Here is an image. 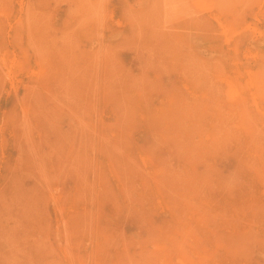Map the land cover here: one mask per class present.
<instances>
[{
    "label": "rangeland",
    "instance_id": "obj_1",
    "mask_svg": "<svg viewBox=\"0 0 264 264\" xmlns=\"http://www.w3.org/2000/svg\"><path fill=\"white\" fill-rule=\"evenodd\" d=\"M0 29V264H264V0H0Z\"/></svg>",
    "mask_w": 264,
    "mask_h": 264
},
{
    "label": "bare ground",
    "instance_id": "obj_2",
    "mask_svg": "<svg viewBox=\"0 0 264 264\" xmlns=\"http://www.w3.org/2000/svg\"><path fill=\"white\" fill-rule=\"evenodd\" d=\"M7 1H8V0H7ZM2 2H3V1H2ZM35 2H36V1H35ZM3 3H4V2H3ZM31 3H33V2H31ZM14 4H15V3H14ZM29 4H30V3H29ZM29 4H28V5H29ZM68 4H69V3H68ZM4 5H5V4H4ZM7 5H8V4H7ZM31 6H32V5H31ZM37 7H38V6H37ZM10 8H11V7H10ZM12 8H13V7H12ZM39 8H41V7H39ZM31 9H33V8H31ZM9 10H10V9H9ZM19 10H20V8H19ZM12 11H14V10H12ZM26 11H27V10H26ZM30 11H31V10H30ZM9 12H10V11H9ZM36 12H37V11H36ZM36 12H35V13H36ZM39 12H40V11H39ZM10 13H11V12H10ZM94 13H95V12H94ZM29 14H30V16H31V13H29ZM73 15H74V14H73ZM8 17H9V16H8ZM26 17H27V16H26ZM2 20H3V17H2ZM2 23H3V22H2ZM3 27H4V26H3ZM5 28H6V27H5ZM5 28H4V29H5ZM37 28H38V27H37ZM11 29H12V28H11ZM0 30H1V29H0ZM2 30H3V29H2ZM2 30H1V31H2ZM28 30H29V29H28ZM31 30H32V29H31ZM35 30H37V29H35ZM35 30H34V31H35ZM90 31H91V30H90ZM36 32H37V31H36ZM44 33H46V32H44ZM20 34H21V32H20ZM27 34H28V33H27ZM33 34H34V33H33ZM23 35H24V34H23ZM48 35H49V34H48ZM15 36H16V35H15ZM25 36H26V35H25ZM34 37H35V36H34ZM36 37H37V36H36ZM42 37H43V36H42ZM49 37H54V36L52 35V36H49ZM49 37H48V38H49ZM46 38H47V36H46ZM27 39H28V38H27ZM42 39H43V38H42ZM53 39H54V38H53ZM22 40H23V39H22ZM44 40H45V37H44ZM48 40H49V39H48ZM52 41H53V40H52ZM26 42H27V41H26ZM20 43H22L21 40H20ZM24 43H25V42H24ZM27 43H28V42H27ZM52 43H53V42H52ZM25 45H26V44H25ZM14 49H15V47H14ZM0 50H1V49H0ZM12 53H13V52H12ZM15 53H16V52H15ZM26 54H27V53H26ZM0 56H1V54H0ZM13 56H14V55H13ZM22 56H23V55H22ZM27 56H28V55H27ZM55 56H56V55H55ZM1 57H2V56H1ZM2 58H3V57H2ZM12 58H13V57H12ZM12 58H11V59H12ZM21 59H22V58H21ZM50 59H51V58H50ZM1 60H2V59H1ZM8 61H9V60H8ZM16 61H17V60H16ZM50 61H51V60H50ZM57 61H58V60H57ZM90 61H91V60H90ZM3 62H4V61H2V63H3ZM9 62L11 63V61H9ZM28 62H29V61H28ZM35 62H36V61H35ZM58 62H59V61H58ZM10 63H9V64H10ZM13 63H14V62H13ZM16 63H17V62H16ZM47 63H48V62H47ZM60 63H61V62H60ZM89 63H90V62H88V64H89ZM11 64H12V63H11ZM52 64H53V62H52ZM54 64H55V63H54ZM0 65H1V63H0ZM29 65H30V64H29ZM105 65H106V64H105ZM4 66H5V65H4ZM4 66H3V67L1 66V67L4 68ZM13 66H14V65H13ZM43 66H44V65H43ZM43 66L40 67V68H44ZM90 66H91V65H90ZM92 66H93V65H92ZM5 67H6V66H5ZM55 67H56V66H55ZM61 67H62V66H61ZM9 68H10V67H9ZM11 68H12V67H11ZM34 68H35V66H34ZM89 68H90V67H89ZM91 68H93V67H91ZM30 69H31V68H30ZM36 69H37V68H36ZM45 69H46V68H45ZM0 70H1V69H0ZM12 70H13V69H12ZM47 70H48V69H47ZM56 70H57V69H56ZM56 70H55V71H56ZM61 70H62V69H61ZM64 70H65V68H64ZM1 71H2V70H1ZM4 71L6 72L7 70H4ZM4 71H3V72H4ZM18 71H19V70H18ZM35 71H36V70H35ZM52 71H53V69H52ZM8 72H9V71H8ZM37 72H38V71H37ZM63 72H64V71H63ZM65 72H66V70H65ZM10 73H11V72H10ZM47 73H48V72H47ZM47 73L45 72V74H47ZM3 74H4V73H3ZM6 74H7V73H6ZM6 74H5V75H6ZM28 74H29V73H28ZM41 74H42V73H41ZM61 74H62V73H61ZM63 74H64V73H63ZM65 74H66V73H65ZM69 74H70V73H69ZM81 74H82V73H81ZM21 75H22V74H21ZM57 75H58V72H57ZM67 75H68V74H67ZM28 76H29V75H28ZM35 76H36V75H35ZM35 76H34V77H35ZM55 76H56V74H55ZM58 76H59V75H58ZM58 76H57V78H58ZM81 76H82V75H81ZM6 77H7V76H6ZM8 77H9V76H8ZM26 77H27V76H26ZM51 77H52V76H51ZM51 77H50V79H51ZM65 77H66V76H65ZM0 78H1V77H0ZM38 78H39V77H38ZM44 78H45V76L43 77V79H44ZM47 78H48V77H47ZM60 78H61V77H60ZM68 78H69V75H68ZM7 79H8V78H7ZM10 79H11V78H10ZM14 79H15V78H14ZM16 79H17V78H16ZM33 79H34V78H33ZM54 79H55V78H54ZM61 79H64V78H61ZM70 79H71V77H70ZM70 79H67V80H70ZM73 79H74V78H73ZM76 79H79V78H76ZM38 80H39V79H38ZM45 80H46V79H45ZM55 80H56V79H55ZM58 80H59V78H58ZM65 80H66V79H65ZM71 80H72V79H71ZM80 80H81V78H80ZM80 80H79V82L81 83ZM235 80H236V79H235ZM4 81H5V80H4ZM13 81H14V80H13ZM43 81H44V80H43ZM53 81H54V80H53ZM75 81H76V80H73V82H75ZM83 81H85V80L83 79ZM15 82H16V81H15ZM35 82H36V81H35ZM48 82H49V79H48ZM61 82L63 83L64 81H61ZM61 82H59V83H61ZM73 82H72V83H73ZM22 83H24V81H23ZM43 83H45V82H43ZM57 83H58V82H57ZM86 83H87V81H86ZM226 83H227V82H226ZM233 83H234V82H233ZM235 83H236V82H235ZM10 84H12V83H10ZM31 84H32V83H31ZM37 84H38V83H37ZM47 84H48V83H47ZM15 85H16V84H15ZM20 85H21V84H20ZM69 85H70V83H69ZM80 85H82V84H80ZM37 86H38V85H37ZM37 86H36V87H37ZM49 86H50V85H49ZM65 86H67V85H65ZM1 87H2V86H1ZM18 87H19V86H18ZM30 87H31V86H30ZM32 87H33V86H32ZM40 87H41V85H40ZM82 87H83V85H82L80 88L82 89ZM84 87H85V86H84ZM49 88H50V87H49ZM53 88H54V87H53ZM58 88H59V87H58ZM68 88H69V87H68ZM78 88H79V87H78ZM80 88H79V90H80ZM2 89H3V88H2ZM31 89H32V88H31ZM56 89H57V88H56ZM59 89H61V88H59ZM42 90H43V89H42ZM69 90H71V89H69ZM69 90H68V91H69ZM85 90H86V87H85ZM32 91H33V89H32ZM55 91H56V90H55ZM61 91H63V88L61 89ZM82 91H84V90L82 89V90L80 91V93H81ZM29 92H30V91H29ZM84 92H85V91H84ZM27 93H28V92H27ZM27 93H26V94H27ZM41 93H42V92H41ZM61 93H62V92H61ZM85 93H86V92H85ZM96 93H97V92H96ZM32 94H33V93H32ZM48 94H50V93H48ZM62 94H63V93H62ZM62 94H61V95H62ZM65 94H66V93H65ZM86 94H87V93H86ZM88 94H89V93H88ZM104 94H105V93H104ZM106 94H107V92H106ZM235 94H236V93H235ZM5 95H6V94H5ZM40 95H42V94H40ZM50 95H52V94H50ZM79 95H81V94H79ZM82 95H83V94H82ZM152 95H153V94H152ZM158 95H159V94H158ZM158 95H157V96H158ZM164 95H165V94H164ZM164 95H163V97H164ZM27 96H28V95H27ZM30 96H31V95H30ZM36 96H37V95H36ZM56 96H57V95H56ZM88 96H89V95H88ZM95 96H96V95H95ZM136 96H137V95H136ZM165 96H166V95H165ZM170 96L172 97V95H170ZM18 97H19V96H18ZM40 97H41V96H40ZM52 97L54 98V96H52ZM62 97H63V95H62ZM82 97H83V96H81V98H82ZM84 97H86L85 94H84ZM98 97H99V96H98ZM142 97H143V96H141V98H142ZM146 97H147V96H146ZM148 97H149V96H148ZM234 97H236V95H235ZM22 98H23V97H22ZM104 98H105V101H104V103H105V102H106V96H105ZM107 98H108V96H107ZM137 98H138V97H137ZM149 98H150V97H149ZM41 99H42V98H41ZM82 99H83V98H82ZM84 99H85V98H84ZM130 99H131V98H130ZM130 99H129V100H130ZM134 99H135V98H134ZM231 99H232V98H231ZM238 99H239V98H238ZM18 100H19V99H18ZM21 100H22V99H21ZM38 100H39V99H38ZM46 100H47V99H46ZM50 100H51V99H50ZM131 100H132V99H131ZM146 100H147V99H146ZM23 101H24V100H23ZM52 101H53V99H52ZM94 101H95V100H94ZM142 101H144V99H143ZM167 101H169V100H167ZM176 101H177V100H176ZM178 101H179V99H178ZM238 101H239V100H237V102H238ZM25 102H26V101H25ZM27 102H28V101H27ZM27 102H26V103H27ZM57 102H58V101H57ZM139 102H140V101H139ZM53 103H54V102H53ZM85 103H86V102H85ZM95 103H96V102H95ZM132 103H134V102H132ZM172 103H173V102H172ZM228 103H229V102H228ZM18 104H21V103H18ZM162 104H164V103H162ZM170 104H171V102H170ZM23 105H24V104H23ZM29 105H30V104H29ZM52 105H53V104H52ZM134 105H135V104H134ZM239 105H240V103H239ZM92 106H96V105H92ZM112 106H113V105H112ZM141 106H142V105H141ZM143 106H144V105H143ZM171 106H172V105H171ZM241 106H242V105H241ZM57 107H58V106H57ZM172 107H173V106H172ZM172 107H171V109H172ZM19 108H20V106H19ZM161 108H162V107H161ZM163 108H164V107H163ZM178 108H179V107H178ZM239 109H241V108L239 107ZM54 110H55V109H54ZM163 110H165V109H163ZM168 110H169V109H168ZM178 110H179V109H178ZM17 111H18V110H17ZM84 111H85V110H84ZM86 111H87V109H86ZM174 111H175V109H174ZM240 111H241V110H240ZM26 112H27V111H26ZM26 112H25V113H26ZM31 112H32V111H31ZM90 112H92V111H90ZM168 112H170V111H168ZM235 112H236V111H235ZM5 113H6V112H5ZM15 113H16V112H15ZM92 113H94V112H92ZM172 113H175V112H172ZM238 113H239V112H238ZM12 114H13V113H12ZM16 114H17V113H16ZM135 114H136V113H135ZM154 114H155V113H154ZM159 114H160V113H159ZM168 114H170V113H168ZM239 114H240V113H239ZM241 114H242V113H241ZM8 115H9V114H8ZM14 115H15V114H14ZM26 115H27V114H26ZM75 115H77V114L75 113ZM81 115H82V114H81ZM145 115H146V114H145ZM161 115H162V110H161ZM171 115L173 116L174 114H171ZM171 115H170V116H171ZM177 115H178V113H177ZM77 116H78V115H77ZM86 116H87V115H86ZM86 116H85V117H86ZM102 116H103V114H102ZM174 116H176V113H175ZM241 116H242V115H241ZM9 117H10V116H9ZM9 117H8L7 120H9ZM12 117H13V116H12ZM28 117H29V116H28ZM32 117H33V114H32ZM78 117H79V116H78ZM82 117H84V115H83ZM168 117H169V116H168ZM176 117H177V116H176ZM13 118H14V117H13ZM52 118H53V117H52ZM80 118H81V116H80ZM80 118H78V120H79ZM89 118H91V117H89ZM169 118L172 119L173 117H169ZM241 118H242V117H241ZM16 119H17V118H16ZM29 119H30V118H29ZM32 119H33V118H32ZM93 119H94V117H93ZM99 119H100V118H99ZM140 119H141V118H140ZM158 119H159V118H158ZM160 119H161V118H160ZM167 119H168V118H167ZM167 119H165V121H166ZM170 119H169V120H170ZM174 119H176V118L174 117ZM174 119L172 120L173 124H174V121H175ZM7 120H6V121H7ZM11 120H12V119H11ZM14 120H15V119H14ZM20 120H21V118H20ZM22 120H23V118H22ZM38 120H39V119H38ZM83 120H84V119H83ZM141 120H142V119H141ZM162 120H163V119H161V121H162ZM28 121H29V120H28ZM80 121H82V119H81ZM80 121H78V122L80 123ZM84 121H85V120H84ZM134 121H135V120L133 119L132 122H134ZM13 122H14V121H13ZM34 122H35V121H34ZM78 122H77V124H78ZM82 122H83V121H82ZM93 122H94V121H93ZM116 122H118V121H116ZM157 122H158V121H157ZM172 122H171V123H172ZM10 123H11V122H10ZM18 123H19V122H17L16 124L18 125ZM21 123H22V122H21ZM35 123H37V122H35ZM86 123H87V122H86ZM114 123H115V122H114ZM160 123H161V122H160ZM238 123H239V121H238ZM1 124H2V123H1ZM14 124H15V123H14ZM37 124H38V123H37ZM45 124H46V123H45ZM82 124H85V122L82 123ZM93 124H94V123H93ZM93 124H92V126H93ZM104 124H105V123H104ZM107 124H108V122H107ZM116 124H117V123H116ZM158 124H159V123H158ZM165 124L167 125V123H165ZM2 125H3V124H2ZM79 125H80V124H79ZM79 125H78V126H79ZM90 125H91V123H90ZM112 125H114V124H112ZM168 125H169V123H168ZM22 126H23V125H22ZM81 126H82V125H81ZM88 126H89V125H88ZM88 126H87V127H88ZM101 126H102V125H101ZM130 126H131V124H130ZM160 126H161V125H160ZM0 127H1V126H0ZM9 127H10V125L8 126V128H9ZM37 127H39V126H37ZM82 127H83V126H82ZM103 127H104V126H103ZM162 127H163V126H162ZM162 127H160V128H162ZM4 128H6V127H4ZM4 128H3V129H4ZM40 128H41V127H40ZM165 128H166V127H165ZM9 129H10V128H9ZM16 129H17V126H16ZM34 129H35V128H34ZM37 129H38V128H37ZM118 129H119V128H118ZM130 129H131V128H130ZM157 129H158V128H157ZM13 130H14V129H13ZM38 130H39V129H38ZM45 130H46V129H45ZM47 130H49V129H47ZM102 130H104V129H102ZM108 130H109V129H108ZM119 130H120V133H121V129H119ZM165 130H167V129H165ZM10 131H11V130H10ZM15 131H16V130H15ZM34 131H36V130H34ZM39 131H40V130H39ZM42 131H43V130H42ZM91 131H92V130H91ZM97 131H98V130H97ZM86 132H88V131H86ZM12 133H13V132H12ZM21 133H22V131H21ZM39 133H40V132H39ZM49 133H50V132H49ZM88 133H89V132H88ZM90 133H91V132H90ZM1 134H2V133H1ZM40 134H41V133H40ZM43 134H44V132H43ZM43 134H42V135H43ZM84 134H85V133H84ZM92 134H93V133H92ZM92 134H90V135H92ZM22 135H23V133H22ZM38 135H39V134H38ZM122 135H123V134H122ZM11 136H12V135H11ZM15 136H17V134H16ZM92 136H93V135H92ZM97 136H98V135H97ZM97 136H96V137H97ZM105 136H106V135H105ZM123 137H124V136H123ZM121 138H122V137H121ZM127 138H128V137H127ZM2 139H6V138H2ZM19 139H20V138H19ZM21 139H22V137H21ZM52 139H53V138H52ZM81 139H82V138H81ZM90 139H91V137H90ZM113 139H114V138H113ZM17 140H18V139H17ZM23 140H24V139H23ZM23 140H22V141H23ZM41 140H42V138H41ZM109 140H110V139H109ZM114 140H115V139H114ZM22 141H21V142H22ZM42 141H43V140H42ZM105 141H106V140H105ZM116 141H118V140H116ZM1 142H2V140H1ZM3 142H5V141H3ZM16 142H17V141H16ZM23 142H24V141H23ZM134 142H135V141H134ZM91 143H92V141H91ZM136 143H137V142H136ZM1 144H2V143H1ZM4 144H5V143H4ZM15 144H16V143H15ZM19 144H20V142H19ZM22 144H23V143H22ZM78 144H79V143H78ZM128 144H129V143H128ZM11 145H12V144H11ZM92 145H93V144H92ZM116 145H117V144H116ZM15 146H16V145H15ZM17 146H18V145H17ZM47 146H49V145H47ZM126 146H127V145H126ZM130 146H131V145H130ZM6 147H7V146H6ZM77 147H78V146H77ZM0 148H1V147H0ZM14 148H15V147H14ZM100 148H101V147H100ZM106 148H109V147H106ZM106 148H105V150H106ZM128 148H129V147H128ZM130 148H131V147H130ZM15 149H16V148H15ZM15 149H14V150H15ZM110 149H111V147H110ZM134 150H136V149H134ZM122 151H123V149H122ZM122 151H121V152H122ZM2 152H3V151H2ZM92 152H93V151H92ZM109 152H110V151H109ZM111 152H112V151H111ZM146 152H147V150H146ZM17 153H18V152H17ZM99 153H100V151H99ZM106 153H107V150H106ZM149 153H150V152H149ZM101 154H102V153H101ZM108 154H109V153H108ZM110 154L112 155L113 153H110ZM110 154H109V156H110ZM147 154H148V153H147ZM15 155H16V154H15ZM98 155H100V154H98ZM104 155H105V154H104ZM119 155H120V153H119ZM123 155L125 156V154H123ZM129 155H130V154H129ZM150 155H151V154H150ZM13 156H14V155H13ZM16 156H17V155H16ZM126 156H127V154H126ZM134 156H135V155H134ZM46 157H48V156H46ZM138 157H139V156H138ZM53 158H55V157H53ZM120 158H121V157H120ZM132 158H133V157H132ZM132 158H131V159H132ZM144 158H145V157H144ZM148 158H149V157H148ZM184 158H186V157H184ZM187 158H188V157H187ZM105 159H108V157H107V158L105 157ZM113 159H114V157H113ZM117 159H118V158H117ZM11 160H12V159H11ZM44 160H45V158H44ZM129 160H130V159H129ZM134 160H137L136 157H134ZM144 160H145V159H144ZM152 160H156L155 157H154V159H152ZM157 160H158V161H161V160H159V159H157ZM157 160L155 161V163L157 162ZM47 161H48V160H47ZM96 161H97V160H96ZM119 161H120V160H119ZM125 161H126V160H125ZM162 161H164V160H162ZM257 161H258V160H257ZM13 162H14V161H13ZM43 162H44V161H43ZM135 162H136V161H135ZM138 162H139V161H138ZM146 162H147V161H146ZM148 162H150V160H149ZM164 162H166V161H164ZM258 162H259V161H258ZM47 163H48V162H47ZM99 163H100V162H99ZM113 163H114V162H113ZM129 163H130V161H129ZM150 163H151V162H150ZM180 163H181V162H180ZM182 163H183V159H182ZM260 163H261V162H260ZM92 164H93V163H92ZM100 164H101V163H100ZM126 164H127V162L125 163V165H126ZM130 164H132V163H130ZM137 164H138V163H137ZM156 164H157V163H156ZM159 164H160V163H159ZM159 164H157V165H159ZM166 164H167V162H166ZM168 164H169V162H168ZM184 164H185V163H184ZM113 165H114V164H113ZM113 165H112V167H113ZM117 165H118V164H117ZM123 165H124V164H123ZM154 165H155V164H154ZM100 166H101V165H100ZM100 166H99V167H100ZM127 166H128V164H127ZM132 166H133V164H132L130 167H132ZM138 166H139V165H138ZM148 166H149V165H148ZM183 166H185V165H183ZM95 167H96V166H95ZM109 167H110V166H109ZM134 167H136V166H134ZM152 167H153V166H152ZM110 168H111V167H110ZM114 168H115V167H114ZM132 168H133V167H132ZM156 168H157V166H156ZM158 168H159V167H158ZM100 169H101V168H100ZM100 169H99V170H100ZM133 169H134V168H133ZM148 169H149V168H148ZM150 169H151V168H150ZM160 169H161V168H160ZM99 170H98V171H99ZM113 170H114V169H113ZM115 170H116V169H115ZM120 170H122V169H120ZM124 170H125V169H124ZM131 170H132V169H131ZM135 170H136V168H135ZM155 170H156V169H155ZM167 170H168V167H167ZM170 170H171V169H170ZM117 171H119V170H117ZM117 171H116L115 173H118ZM122 171H123V170H122ZM132 171H133V170H132ZM132 171H131V173H132ZM138 171H139V170H138ZM102 172H103V171H102ZM128 172H129V171H128ZM158 172H159V171H158ZM158 172H157V173H158ZM169 172H171V171H169ZM112 173L114 174V172H112ZM135 173H138V172L135 171ZM135 173H134V171H133V174H135ZM165 173L167 174V172H165ZM173 173H174V172H173ZM252 173H253V172H252ZM129 174H130V173H129ZM166 174H165V175H166ZM170 174H171V173H170ZM254 174H255V173H254ZM131 175H132V174H131ZM137 175H138V174H137ZM140 175H141V174H140ZM143 175H144V174H143ZM161 175H162V174H161ZM161 175H160V176H161ZM167 175H168V174H167ZM118 176H119V175H118ZM133 176H134V175H133ZM133 176H132V177H133ZM135 176H136V175H135ZM155 176H156V175H155ZM157 176H159V175H157ZM157 176H156V177H157ZM160 176H159V177H160ZM162 176H163V175H162ZM168 176H169V175H168ZM257 176H258V175H257ZM130 177H131V176H130ZM163 177H165V176H163ZM170 177L173 178V176H170ZM258 177H259V176H258ZM152 178H153V177H152ZM39 179H40V178H39ZM47 179H49V178H47ZM117 179H118V178H117ZM154 179H155V178H154ZM157 179H158V177H157ZM157 179H155V181H156ZM161 179H162V178H161ZM161 179H160V180H161ZM163 179H164V178H163ZM163 179H162V182H160V181H158V180H157L158 182H155L154 180H153V181H154L156 184H158V185L160 186L159 183H163V184H164ZM165 179H166V178H165ZM170 179H171V178H170ZM256 179H257V178H256ZM120 180H121V179H120ZM123 180H124V179H123ZM150 180H151V179H150ZM165 181H166V183H167V182H168V183L170 182V180H169V181L165 180ZM144 182L147 183L146 180H145ZM144 182H143L142 184H145ZM151 182H152V181H151ZM117 183H119V182H117ZM45 184H46V183H45ZM125 184H126V183H125ZM151 184H152V183H151ZM49 185H50V184H49ZM122 185H123V184H122ZM145 185H146V184H145ZM153 185H154V183H153ZM168 185H169V184H168ZM10 186H11V185H10ZM146 186H147V185H146ZM146 186L143 185V187H146ZM161 186H163V185L161 184ZM127 187H128V186H127ZM148 187H149V186H148ZM153 187H154V186H153ZM47 188H48V187H47ZM154 188H155V187H154ZM159 188H160V187H159ZM162 188H163V187H162ZM166 188H167V190H168V189H169V186L166 187ZM172 188H173V187H172ZM102 189H103V188H102ZM145 189H146V188H145ZM148 189H149V188H148ZM150 189H151V188H150ZM3 190H4V189H3ZM127 190H128V189H127ZM81 191H82V190H81ZM57 192H58V191H57ZM121 192H122V191H121ZM150 192H151V191H150ZM55 193H56V192H55ZM207 193H208V192H207ZM120 194H122V193H120ZM164 194H167V193H164ZM239 194H240V193H239ZM57 195H58V194H57ZM207 195H208V194H207ZM34 196H35V195H34ZM84 196H85V195H84ZM124 197H126V195H125ZM152 197H153V196H152ZM163 197L167 198L168 195H167V196L165 195V196H163ZM169 198H170V197H169ZM169 198H168V199H169ZM40 199H41V198H40ZM58 199H59V198H58ZM94 199H95V198H94ZM101 199H102V198H101ZM145 199H146V198H144V200H145ZM152 199H153V198H152ZM97 200H98V199H97ZM126 200H127V199H126ZM129 200H130V199H129ZM129 200H128V201H129ZM170 200H171V199H170ZM57 201H58V200H57ZM57 201H56V202H57ZM130 201H132V200H130ZM133 201H135V200H133ZM133 201H132V202H133ZM153 201H154V199H153ZM162 201H163V199H162ZM41 202H42V201H41ZM58 202H59V201H58ZM99 202H100V201H99ZM107 202H108V201H107ZM139 202H140V199H139ZM139 202H137V203L139 204ZM96 203H98V202H96ZM123 203H124V202H123ZM135 203H136V202H135ZM160 203H161V201H160ZM167 203H168V202H167ZM172 203H173V202H172ZM172 203H171L170 206L173 205ZM107 204H108V203H107ZM129 204H130V203H129ZM129 204H127V205H129ZM169 204H170V203H169ZM63 205H64V204H63ZM87 205H88V204H87ZM117 205H119V204H117ZM164 205H165V204H164ZM193 205H194V204H193ZM201 205H202V204H201ZM43 206H44V205H43ZM46 206H47V205H46ZM56 206H57V205H56ZM107 206H108V205H107ZM109 206H110V205H109ZM111 206H112V205H111ZM132 206H133V205H132ZM167 206H169V205L167 204ZM188 206H189V205H188ZM38 207H39V206H38ZM129 207H130V205H129ZM141 207H142V206H141ZM165 207H166V206H165ZM173 207H174V206H173ZM184 207H187V205H185ZM28 208H29V207H28ZM61 208H62V207H61ZM112 208H113V207H112ZM120 208H121V207H120ZM191 208H193V207H191ZM199 208H200V207H199ZM30 209H31V208H30ZM59 209H60V208H59ZM97 209H98V207H97ZM122 209H123V208H122ZM125 209H126V206H125ZM170 209H171V208L169 207V210H170ZM41 210H42V209H41ZM56 210H57V209H56ZM90 210H91V209H90ZM117 210H118V208H117ZM119 210H120V209H119ZM166 210H167V209H166ZM186 210H187V209H186ZM201 210H202V209H201ZM29 211H30V210H29ZM32 211H33V210H32ZM34 211H35V210H34ZM94 211H95V210H94ZM113 211H114V210H113ZM131 211H132V210H131ZM141 211H142V210H141ZM172 211H173V210H172ZM191 211H192V210H191ZM230 211H231V210H230ZM82 212H83V211H82ZM122 212H123V211H122ZM124 212H125V211H124ZM182 212H183V211H182ZM239 212H240V211H239ZM46 213H47V211H46ZM60 213H61V212H59V214H60ZM101 213H104V212H101ZM114 213H115V212H114ZM117 213L119 214V212H117ZM232 213H234V212H232ZM35 214H36V213H35ZM39 214H40V213H39ZM41 214H42V213H41ZM115 214H116V213H115ZM118 214H116V216H118ZM120 214H121V213H120ZM122 214H123V213H122ZM187 214H188V213H187ZM190 214H191V213H190ZM61 215H62V214H61ZM70 215H71V214H70ZM84 215H85V214H84ZM103 215H104V214H103ZM124 215H125V214H124ZM145 215H146V213H145ZM154 215H155V214H154ZM192 215H193V214H192ZM87 216H88V215H87ZM98 216H99V215H97V217H98ZM146 216H147V215H146ZM155 216H156V215H155ZM93 217H94V216H93ZM118 217H119V216H118ZM143 217H145V216L143 215ZM152 217H153V216H152ZM37 218H38V217H37ZM50 218H51V217H50ZM67 218H68V217H67ZM67 218H66V219H67ZM72 218H73V217H72ZM100 218H101V217H100ZM146 218H147V217H146ZM189 218H190V217H189ZM189 218H188V219H189ZM195 218H196V217H195ZM44 219H45V218H44ZM84 219H85V218H84ZM92 219H94V218H92ZM196 219H197V218H196ZM50 220H51V219H50ZM193 220H194V219H193ZM30 221H31V220H30ZM44 221H45V220H44ZM97 221H99V219L96 220V222H97ZM106 221H107V220H106ZM120 221H121V219H120ZM149 221H150V220H149ZM149 221H148V222H149ZM54 222H55V221H54ZM104 222H105V220H104ZM107 222H108V221H107ZM150 222H151V221H150ZM153 222H155V221H153ZM174 222H176V220H175ZM207 222H208V221H207ZM207 222H206V223H207ZM140 223H141V222H140ZM140 223H139V224H140ZM146 223H147V221H146ZM209 223H210V222H209ZM30 224H32V223L30 222ZM35 224H36V223H35ZM152 224H153V223H152ZM180 224H181V223H180ZM33 225H34V224H33ZM33 225H32V226H33ZM45 225H46V224H45ZM61 225H62V224H61ZM65 225H67V224H65ZM105 225H106V224H105ZM150 225H151V224H150ZM178 225H179V223H178ZM84 226H85V225H84ZM87 226H88V225H87ZM98 226H99V225H98ZM98 226H97V227H98ZM106 226H107V225H106ZM147 226H148V225H147ZM158 226H159V224H158L156 227H158ZM199 226H200V225H199ZM41 227H42V226H41ZM58 227H59V226H58ZM58 227H57V228H58ZM60 227H61V226H60ZM82 227H83V226H82ZM117 227H118V226H117ZM117 227H116V228H117ZM153 227H154V226H153ZM156 227H154V228H156ZM201 227H202V226H201ZM24 228H25V227H24ZM49 228H51V227H49ZM63 228L65 229V226H64ZM100 228H101V227H99V229H100ZM105 228H106V227H105ZM107 228H108V227H107ZM109 228H110V227H109ZM109 228H108L107 230H109ZM120 228H121V227H120ZM137 228H138V227H137ZM139 228H140V227H139ZM139 228H138V229H139ZM150 228H151V227H150ZM165 228H166V227H165ZM165 228H164V229H165ZM26 229H27V227H26ZM29 229H30V228H29ZM29 229H28V230H29ZM55 229H56V228H55ZM110 229H111V228H110ZM118 229H119V228H118ZM145 229H146V228H145ZM185 229H186V228H185ZM185 229H184V230H185ZM24 230H25V229H24ZM28 230H27V232H28ZM44 230H45V229H44ZM50 230H51V229H50ZM62 230H63V229H62ZM62 230H61V231H62ZM84 230H85V229H84ZM103 230H105V229H103ZM111 230H112V229H111ZM119 230H120V229H119ZM119 230H118V231H119ZM121 230H122V229H121ZM146 230H148V229H146ZM146 230H145V232H146ZM170 230H172V228H171ZM188 230H189V229H188ZM46 231H47V230H46ZM64 231H65V230H64ZM89 231H90V230H89ZM89 231H88V232H89ZM96 231H97V230H96ZM96 231H95V232H96ZM100 231H101V229H100ZM100 231H99V232H100ZM112 231H113V230H112ZM148 231L151 232L152 230H148ZM30 232H31V231H30ZM39 232H40V231H39ZM58 232H59V231H58ZM75 232H76V231H75ZM113 232H114V231H113ZM120 232H122V231H120ZM155 232H156V231H155ZM174 232H175V231H174ZM182 232H183V231H182ZM188 232H189V231H188ZM31 233H32V232H31ZM92 233H93V232H92ZM97 233H98V232H97ZM102 233H103V232H102ZM105 233H106V231H105ZM105 233H104V234H105ZM109 233H110V232H109ZM114 233H115V232H114ZM161 233H164V232L161 231ZM168 233H169V232H168ZM190 233H191V232H190ZM32 234H33V233H32ZM40 234H41V232H40ZM42 234H43V232H42ZM46 234H47V233H46ZM69 234H70V233H69ZM100 234H101V233H100ZM100 234H99V236H100ZM158 234H159V233H158ZM173 234H174V233H173ZM64 235H65V234H64ZM67 235H68V234H67ZM83 235H84V234H83ZM85 235H86V234H85ZM96 235H97V234H96ZM102 235H103V234H102ZM105 235H106V234H105ZM117 235H118V234H117ZM117 235H115V236L118 238L119 236H117ZM122 235H123V234H122ZM154 235H156V234H154ZM159 235H161V234H159ZM159 235H158V236H159ZM180 235H181V233H180ZM188 235H189V233H188ZM31 236H32V235H31ZM31 236H30V238H31ZM43 236H44V235H43ZM46 236H47V235H46ZM72 236H73V235H72ZM178 236H179V234H178ZM190 236H192V235H190ZM51 237H52V236H51ZM66 237H67V236H66ZM84 237H86V236H84ZM84 237H82V238L84 239ZM94 237H95V236H94ZM97 237H98V236H97ZM108 237H109V235H108ZM110 237H111V236H110ZM116 237H115V239L117 240ZM124 237H125V236H124ZM150 237H151V236H150ZM152 237H153V234H152ZM165 237H166V236H165ZM165 237L163 238L162 235H161V239H162V238L165 239ZM173 237H174V236H173ZM37 238H38V237H37ZM41 238H42V237H41ZM61 238H62V237H61ZM67 238H68V237H67ZM73 238H74V237H73ZM73 238H72V239H73ZM78 238H79V236H78ZM102 238H103V236H102ZM106 238H107V237H106ZM113 238H114V237H113ZM139 238H140V241H141V238H142V237H139ZM155 238H156V237H154V239H155ZM158 238L160 239V236H159ZM166 238H167V237H166ZM175 238H176V236H175ZM184 238H185V237H184ZM43 239H44V238H43ZM97 239H98V238H97ZM111 239H112V238H111ZM118 239H119V238H118ZM120 239H121V238H120ZM122 239H123V238H122ZM194 239L196 240V238H194ZM211 239H212V238H211ZM95 240H96V239H95ZM100 240H101V239H100ZM116 240H114V241H116ZM125 240H126V239H125ZM129 240H131V239L129 238ZM152 240H153V239H152ZM155 240H156V239H155ZM169 240H170V239H169ZM195 240H194V242H195ZM37 241H38V240H37ZM41 241H43V240H41ZM41 241H40V242H41ZM44 241H45V240H44ZM69 241H70V240H69ZM107 241L110 242L109 239H108ZM107 241H106V244H107ZM111 241H112V240H111ZM127 241H128V238H127ZM142 241H143V239H142ZM213 241H214V240H213ZM213 241H212V242H213ZM75 242H76V241H75ZM130 242L132 243V240H131ZM50 243H51V241H50ZM50 243H49V244H50ZM97 243H98V242H97ZM104 243H105V242L103 241V244H102V245H104ZM127 243H129V242H126V244H125V242H124L125 245H127ZM136 243H138V242H136ZM144 243H145V241H144ZM149 243H150V242H149ZM152 243H153V241H152ZM155 243H156V242H155ZM155 243H154V244H155ZM160 243H161V242H160ZM33 244H34V243H33ZM65 244H66V243H64V245H65ZM80 244H82V243H80ZM89 244H90V243H89ZM98 244H99V243H98ZM98 244H97V245H98ZM100 244H101V243H100ZM106 244H105V245H106ZM110 244H111V242H110ZM115 244H116V243H115ZM132 244H134V243H132ZM140 244H142V242H140ZM147 244H148V243H147ZM18 245H19V244H18ZM87 245H88V244H87ZM91 245H92V244H91ZM116 245H118V244H116ZM130 245H131V244H129V246H130ZM137 245H139V244H137ZM137 245H136V246H137ZM188 245H189V244H188ZM211 245H212V244H211ZM19 246H20V245H19ZM65 246H66V245H65ZM68 246H69V245H68ZM73 246H74V245H73ZM78 246H80V245L78 244ZM78 246H77V247H78ZM121 246H122V245H121ZM127 246H128V245H127ZM131 246H132V245H131ZM139 246H142V245H139ZM148 246H149V245H148ZM150 246H151V245H150ZM153 246H155V245H153ZM43 247H44V246H43ZM57 247H58V246H56V248H57ZM75 247H76V245H75ZM77 247H76V248H77ZM81 247H83V246L81 245ZM103 247H104V246H103ZM112 247H113V245H112ZM112 247H111V248H112ZM146 247H147V246H146ZM63 248H66V247L63 246ZM68 248H69V247H68ZM76 248H75V249H76ZM95 248H96V247H95ZM98 248H100V246H99ZM101 248H102V246H101ZM107 248H110V247H107ZM107 248H106V249L104 248V249H105V250H108ZM114 248H115V247H114ZM131 248H132V247H131ZM140 248H142V247H140ZM162 248H163V244H162ZM203 248H204V247H203ZM213 248H214V247H213ZM38 249H39V248H38ZM42 249H43V248H42ZM52 249H53V248H52ZM78 249H79V248H78ZM78 249H77V250H78ZM91 249H92V248H91ZM104 249H103V250H104ZM118 249H119V248H118ZM118 249H117V250H118ZM125 249H126V247H125ZM137 249H138V248H137ZM152 249H154V248H152ZM63 250H64V249H63ZM97 250H98V249H97ZM103 250H102V251H103ZM112 250H113V249H112ZM135 250H136V249H135ZM154 250H155V249H154ZM165 250H166V249H165ZM44 251H45V250H44ZM55 251H56V250H55ZM95 251H96V249H95ZM113 251H114V250H113ZM141 251H142V250H141ZM160 251H161V250H160ZM167 251H168V250H167ZM28 252H29V251H28ZM30 252H31V251H30ZM64 252H65V250H64ZM77 252H78V251H77ZM91 252H92V251H91ZM103 252H104V251H103ZM106 252H107V251H106ZM108 252H109V250H108ZM108 252H107V253H108ZM121 252H122V251H121ZM127 252H129V251H127ZM143 252H144V251H143ZM146 252H147V251H146ZM148 252H149V251H148ZM17 253H18V252H17ZM34 253H35V252H34ZM45 253H47V251H46ZM66 253H67V250H66ZM68 253H69V252H68ZM98 253H101V252L99 251ZM109 253H110V252H109ZM118 253H119V252H118ZM138 253H139V252H137V253L134 254V255L137 256ZM156 253H157V252H156ZM161 253H162V252H159L160 255H162ZM166 253H167V252H165V254H166ZM175 253H176V252H175ZM202 253H203V252H202ZM208 253H209V252H208ZM31 254H32V252H31ZM40 254H42V253H40ZM101 254H102V253H101ZM103 254H104V253H103ZM119 254H120V253H119ZM123 254H124V253H123ZM127 254H129V253H127ZM141 254H142V252H141ZM147 254H148V253H147ZM147 254H145V255L147 256ZM149 254H153V251H152L151 253H149ZM195 254H196V253H195ZM195 254H194V255H195ZM210 254H211V253H210ZM212 254H215V253L213 252ZM15 255H16V254H15ZM18 255H19V254H18ZM26 255H28V254H26ZM72 255H73V254H72ZM91 255H92V253H91ZM105 255H106V253L104 254V256H105ZM132 255H133V254H132ZM156 255H157V254H156ZM160 255H159V256H160ZM163 255H164V251H163ZM176 255H177V254H176ZM176 255H175V256H176ZM202 255H203V254H202ZM207 255H209V254H207ZM22 256H24V255H22ZM29 256H30V255H29ZM34 256H35V255H34ZM38 256H39V255H38ZM48 256H49V255H48ZM63 256H64V253H63ZM75 256H76V255H75ZM101 256H102V255H101ZM123 256H124V255H123ZM123 256H122V254H121V257H123ZM126 256H127V255H125L124 257H126ZM148 256H149V255H148ZM159 256H158V257H159ZM165 256H167V255H165ZM165 256H164V257H165ZM183 256H184V255H183ZM209 256H210V255H209ZM216 256H217V255H216ZM31 257H33V256H31ZM54 257L57 258L58 256H54ZM94 257H95V256H94ZM106 257H107V256H106ZM106 257H104V258L106 259ZM128 257H129V256H128ZM131 257L133 258L134 256H130V258H131ZM139 257H140V255H139ZM142 257H144V256H142ZM162 257H163V256H162ZM168 257H169V256H168ZM176 257H177V256H176ZM29 258H30V257H29ZM35 258H36V257H35ZM41 258H42V257H41ZM45 258H46V257H45ZM48 258H49V257H48ZM68 258H69V257H68ZM73 258H74V257H73ZM87 258H88V257H87ZM107 258H108V257H107ZM140 258H141V257H140ZM146 258L149 260L151 257H150V258L146 257ZM153 258H154V257H152V259H153ZM196 258H197V257H196ZM198 258H199V257H198ZM203 258H204V257H203ZM210 258H211V257H210ZM38 259H39V258H38ZM49 259H50V258H49ZM52 259H53V258H52ZM58 259H59V258H58ZM78 259H79V258H78ZM78 259H76L75 262H76ZM91 259H92V258H91ZM98 259H99V257H98ZM126 259H127V257H126ZM126 259H125V260H126ZM154 259H155V258H154ZM208 259H209V258H208ZM208 259H207V260H208ZM24 260H25V259H24ZM24 260H23V261H24ZM26 260H27V259H26ZM36 260H37V259H36ZM60 260H61V259H60ZM80 260H81V258H80ZM95 260H97V259H95ZM101 260H103V258H102ZM115 260H116V259H115ZM123 260H124V258H123V259L121 258V261H123ZM140 260H142V258H141ZM140 260H139V261H140ZM148 260H147V261H148ZM157 260H158V259H157ZM161 260H162V259H161ZM164 260H165V258H164ZM186 260H187V259H186V257H185V262H186ZM201 260H202V259H201ZM205 260H206V258H205ZM19 261H20V259H19ZM27 261H28V260H27ZM38 261H39V260H38ZM55 261L57 262V259H56ZM87 261H88V260H87ZM91 261H92V260H91ZM106 261H108V259H106ZM106 261H105V262H106ZM113 261H114V260H113ZM131 261H132V260H131ZM134 261H135V260H134ZM136 261H137V258H136ZM143 261H144V260H143ZM152 261H153V260H152ZM47 262H48V261H47ZM52 262H53V261H52ZM60 262H61V261H60ZM78 262H79V261H78ZM80 262H81V261H80ZM100 262H101V261H100ZM102 262H103V261H102ZM108 262H109V261H108ZM127 262H128V261H127ZM132 262H133V261H132ZM132 262H131V263H132ZM43 263H45V262H43ZM73 263H74V262H73ZM97 263H99V262H97ZM121 263H123V262H121ZM133 263H134V262H133ZM137 263H138V262H137ZM154 263H155V262H154ZM156 263H157V262H156ZM170 263H171V261H170ZM176 263H177V262H176ZM179 263H180V261H179ZM203 263H204V262H203ZM19 264H20V263H19ZM22 264H23V263H22ZM24 264H25V263H24ZM38 264H40V263H38ZM52 264H53V263H52ZM83 264H84V263H83ZM86 264H87V262H86ZM118 264H119V263H118ZM124 264H125V263H124ZM138 264H141V263L139 262ZM164 264H165V263H164ZM188 264H189V263H188Z\"/></svg>",
    "mask_w": 264,
    "mask_h": 264
}]
</instances>
